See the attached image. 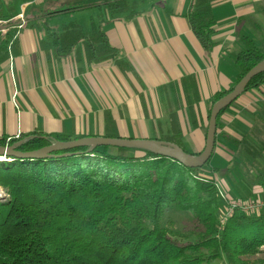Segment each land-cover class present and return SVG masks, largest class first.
<instances>
[{
    "label": "trees",
    "instance_id": "obj_1",
    "mask_svg": "<svg viewBox=\"0 0 264 264\" xmlns=\"http://www.w3.org/2000/svg\"><path fill=\"white\" fill-rule=\"evenodd\" d=\"M15 2L0 0V6L11 7L0 12V20L16 15ZM44 4L30 11L31 18L81 8L49 9ZM115 6L120 9L124 4ZM186 17L205 50L212 49L216 21L211 5L192 6ZM14 36V31L8 32L4 43ZM49 37L57 41L53 46L61 54L82 44L88 64L118 56L102 25L95 21L90 31L71 21L50 31ZM234 42L228 53L238 73L228 88L208 100L207 121L202 127L205 139L212 106L264 60L263 19L239 17ZM263 85L264 72L242 94ZM194 96L198 102L199 95ZM232 104L218 115L215 150L200 168L186 167L148 150L112 146L92 151L90 146H80L43 159L0 160V187L8 194L7 200H0V264H214L217 259L227 264H264V215L235 212L220 226L219 217L229 201L222 196L224 188L216 175H227L238 162L264 169V102L252 117V128L240 139L226 133L220 120ZM173 124L171 135L158 139L190 153L178 120ZM88 136L35 130L13 138L2 135L0 144L22 141L17 149L32 151ZM101 136L120 137L109 111ZM222 145L233 152L224 163L216 151ZM213 161L219 162L212 165ZM204 168L209 176L201 174ZM257 172L263 191H257L254 198L264 197V172ZM170 209L191 215L182 229L173 221L166 222Z\"/></svg>",
    "mask_w": 264,
    "mask_h": 264
},
{
    "label": "crops",
    "instance_id": "obj_2",
    "mask_svg": "<svg viewBox=\"0 0 264 264\" xmlns=\"http://www.w3.org/2000/svg\"><path fill=\"white\" fill-rule=\"evenodd\" d=\"M30 1L16 9L19 15L25 8L26 28L15 20L0 27V73L6 74L9 68L14 79L16 71L26 95L24 109L13 104L16 119L14 114L6 117L0 107V136L13 138L35 130L101 136L109 111L124 138L171 135L178 120L183 141L195 155L205 145L202 127L208 100L228 88L238 73L228 53L235 43L238 18L254 15L264 21V0H104L38 18L29 16L34 9ZM117 3L124 6L115 9ZM207 4L216 21L215 45L210 50L202 46L186 17L192 6ZM91 10L97 11V22L117 49V59L88 64L82 44L69 54L53 46L57 41L49 37L50 31L75 21L62 18ZM11 31L15 36L4 43ZM194 94L199 95L198 102ZM1 95L5 100L2 80ZM263 102L264 85L240 95L221 116L224 131L242 138ZM216 151L217 157L226 160L233 153L224 145ZM256 187L263 191L260 185Z\"/></svg>",
    "mask_w": 264,
    "mask_h": 264
},
{
    "label": "rangeland",
    "instance_id": "obj_3",
    "mask_svg": "<svg viewBox=\"0 0 264 264\" xmlns=\"http://www.w3.org/2000/svg\"><path fill=\"white\" fill-rule=\"evenodd\" d=\"M1 1L3 2V0H1ZM25 1L26 0H16V2L14 3L15 9H17L21 5V3L25 2ZM98 1L103 2L104 0H41V1L34 2L32 4L33 5L32 7L34 9L33 10L30 9V10L33 12L36 11L38 9V7L44 2L47 3V5L46 4H44V5L48 6L49 9H56L59 7L60 8H67V7H74V6H77V7L89 6V4L97 3ZM29 3H31V2H29ZM10 8L11 7H9V5L3 4L2 6H0V12L1 13L6 12V11L10 10ZM12 8H13V5H12ZM18 13H19V11H18ZM18 13L12 19L6 20L4 22H0V27H4L7 24L9 25V24L13 23V21L15 20V23H17L21 26L20 28H26L28 26L29 21H27L28 14H27L25 8H23V11L21 13L25 19H23V17L19 16ZM98 18H99V16L97 15V11L91 10V11H83V12H80L78 14H73L71 16H65L64 18H62V20L65 22L70 21V20H75V21L81 23L82 25H84L87 29H89L91 27V23L93 21L97 22ZM47 22H49V20ZM47 22L44 21L43 23L47 24ZM99 24H101V23H99ZM35 30L37 31L38 29H35ZM3 54H5V53L2 51V55ZM15 72L16 71H13L14 79H12L10 77L9 68H8V71L6 72V74L3 71H2V73H0V80H2V83L5 87V94H6L5 100H3L2 95L0 96V107L2 109H4L6 117L8 116L10 118H12L13 114H14V117L16 116V111H15V108L13 107V104L14 105L17 104L16 109H18V110L25 108V102L24 101H25L26 95H24V89L22 88V86L19 85V82L17 80L18 76L15 75ZM12 99H13V101H12ZM1 100H3V102H1ZM15 119H16V117H15ZM205 144H206V139H205ZM204 148H205V145H204ZM204 148H203V150H204ZM137 154L139 155L140 153H137ZM197 154H199V153H196V155ZM219 160L222 163H224L226 161L224 158H222V159L220 158ZM218 162L213 161L211 163H212V165H216V164H218ZM257 170H262L264 172V169L262 166L260 167L259 165H255L252 168V165L251 166L247 165L245 162H241V163L238 162L236 165L233 166L232 170L230 172H228L227 175H223V176L221 175L220 176L217 174L216 176L218 177L217 179H218L219 183L222 185V187L226 191H228L227 193L229 194L230 198L254 200L257 198H254L253 195L255 196L257 190L259 189L258 187H256V186H259L258 181L260 179V177L257 176L258 175ZM201 174L209 176L210 172L207 168H204L203 171L201 172ZM234 177L237 178V180H235ZM259 198H264V197H259ZM7 199H8V194H7L6 190L3 187H0V200L5 201ZM251 215L262 216V215H264V211H261L259 213H254ZM190 218H191V215L189 213L179 212V211L174 210V209H170L166 213V220H167L166 222L173 221L174 226L177 228H180V229H182L185 226V223L187 221H189ZM214 264H227V263L223 259H217L216 261H214Z\"/></svg>",
    "mask_w": 264,
    "mask_h": 264
},
{
    "label": "water",
    "instance_id": "obj_4",
    "mask_svg": "<svg viewBox=\"0 0 264 264\" xmlns=\"http://www.w3.org/2000/svg\"><path fill=\"white\" fill-rule=\"evenodd\" d=\"M264 72V60L252 67L234 86V88L225 96L220 98L211 108L206 144L204 150L195 155L184 151L180 146L173 142L159 139H139V138H111L104 136H88L69 141H58L32 151H20L17 147L22 141L11 145L0 144V158L12 161L15 159H43L54 156V152L68 150L80 146H90L89 151H92L98 146H112L123 148H139L154 152L160 156L170 157L179 161L181 164L189 168L203 167L212 157L216 144V128L217 118L220 112L230 106L247 88L250 81L258 74ZM68 155V153H64ZM1 160V159H0Z\"/></svg>",
    "mask_w": 264,
    "mask_h": 264
},
{
    "label": "built area",
    "instance_id": "obj_5",
    "mask_svg": "<svg viewBox=\"0 0 264 264\" xmlns=\"http://www.w3.org/2000/svg\"><path fill=\"white\" fill-rule=\"evenodd\" d=\"M37 1H41V0H32L30 1L31 3L29 4L32 5L34 2ZM19 16L23 17L22 14H19ZM23 19L25 18L23 17ZM221 193L222 196L225 199H227V201H229V204L226 206L224 212L219 217L221 227H223V225L235 212L251 215L254 213H259L261 211H264V198H257L254 200L232 199L229 197V194L227 193L226 190L221 189Z\"/></svg>",
    "mask_w": 264,
    "mask_h": 264
},
{
    "label": "bare ground",
    "instance_id": "obj_6",
    "mask_svg": "<svg viewBox=\"0 0 264 264\" xmlns=\"http://www.w3.org/2000/svg\"><path fill=\"white\" fill-rule=\"evenodd\" d=\"M1 159V161H3L4 160V158H0Z\"/></svg>",
    "mask_w": 264,
    "mask_h": 264
}]
</instances>
